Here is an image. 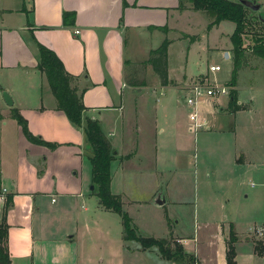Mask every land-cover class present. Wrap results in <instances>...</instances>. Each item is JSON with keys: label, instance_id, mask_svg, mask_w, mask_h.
Wrapping results in <instances>:
<instances>
[{"label": "crops", "instance_id": "0c3cea01", "mask_svg": "<svg viewBox=\"0 0 264 264\" xmlns=\"http://www.w3.org/2000/svg\"><path fill=\"white\" fill-rule=\"evenodd\" d=\"M261 2L264 8V0ZM180 4V0H0V189L8 188V201L11 202L6 213L11 264H99L87 244L93 225L79 224V219L88 218L85 213L88 209L76 212L80 200L87 196L84 185L93 182L89 159L92 149L85 141L84 129L58 109L48 79L38 69L39 46L54 50L66 70L76 77L74 85L78 92H84L85 117L100 122L116 152L113 163H120L122 158L130 162L138 150L121 151L119 145L123 141L117 143L115 139L121 129L123 136L128 120L134 123L135 131L139 133L135 119L139 117L142 102L148 99V92L155 93L157 88L163 91L174 89L180 102L181 98L184 99L183 85L199 79V76L210 78V73L188 77L187 73L178 74L172 68L170 49L175 39L169 37L170 33L187 13L208 15L206 11L195 10L190 2L185 9H180ZM66 11L75 13L74 25L64 23ZM209 18L208 26L212 21ZM227 21L213 27L219 28ZM233 24L230 32L222 31V42L215 46L208 43L211 53H220L229 61L231 76L234 55L231 35L236 27ZM208 26L209 32L211 28ZM164 27L168 28L167 32ZM76 30L80 32L76 33ZM142 36L151 41L156 38L162 43L165 39L170 40L169 85H162L159 74L147 63L151 51L162 43L149 47L144 52L147 58L140 57L135 42ZM195 36L185 32L177 36L190 40L188 56L191 47L202 40ZM226 51L230 58L225 57ZM142 61L150 67L148 71L154 73L150 82L128 77V67H135ZM184 70L187 71V66ZM240 72L235 88L238 104L244 109L246 106L240 100ZM5 93L13 102L12 106L6 103ZM229 101L230 95L202 102L201 119L215 126L217 120L229 111L236 116L242 109L232 112ZM161 102L163 106L165 99ZM16 111L27 120L33 134L60 145L51 149L29 141L15 119ZM190 127L191 122L189 131ZM239 161L245 160L241 158ZM7 203L2 205V213ZM238 236L240 241L246 235ZM222 237L221 245L219 238V242L216 240L219 250L215 246L204 254L196 238H193L196 243L193 250L187 249L186 243L190 239L181 236L180 239L187 253L195 255L201 264H221L218 251L223 249L226 255L228 248L224 231ZM244 240L253 243L255 249L253 239ZM130 241L123 233L120 253L124 259L139 257L150 250L143 249L141 244L131 248L127 244ZM102 262L106 264L104 259ZM107 264L117 263L110 259Z\"/></svg>", "mask_w": 264, "mask_h": 264}, {"label": "rangeland", "instance_id": "374dc122", "mask_svg": "<svg viewBox=\"0 0 264 264\" xmlns=\"http://www.w3.org/2000/svg\"><path fill=\"white\" fill-rule=\"evenodd\" d=\"M252 13L257 18L259 13L264 14V8L252 10ZM192 14H185L169 35L175 39L170 49L172 68L178 74L187 73L188 77L210 73V78H197L213 84H226L231 95L236 88L231 84L229 61L220 53H211L208 43L215 46L222 42V31L230 32L234 24L227 21L208 32L210 16ZM182 32L202 39L191 47L189 56L190 40L177 37ZM158 42L156 38L151 41L139 37L135 42L138 55L147 58L144 52ZM212 63L221 65L222 69L210 71ZM149 68L143 61L135 67L129 66L128 77L150 82L154 73L149 72ZM240 76V100L246 107L243 106L245 108L236 116L229 111L208 131H189L192 109L186 105L185 99L178 102L176 90L157 88L155 93L149 91L148 99L142 102L139 117L135 119L139 133L135 131L134 123L128 120L123 136L121 129L115 139L117 143L123 141L119 145L121 151L137 149L138 152L130 162L122 158V165L118 161L113 163L111 189L113 193L123 194L124 209L129 212L140 235L157 239L165 237L173 248L176 242L183 245L180 236L188 238L189 250H193L196 244L193 238H196L204 254L215 246L219 250L223 231L228 240L234 226L240 236L246 235L236 242L238 264H264V256L256 255L253 243L244 240H264V60L251 56L249 65L241 68ZM241 158L245 161L240 162ZM92 185V181L84 185L87 196L80 200L76 212L88 209L85 212L88 218L79 219V224L93 225L87 244L97 263H103L104 259L107 264L111 259L117 264H170L157 247L136 258H123L120 253L124 233L122 218L99 204L96 185L94 189ZM159 194L166 199L165 204H157ZM2 209L0 205L1 221ZM218 238L220 245L216 243ZM127 244L131 248L141 246L134 240ZM184 249L187 252L185 246ZM220 251L218 257L221 264H225V251ZM175 264L188 262L176 261Z\"/></svg>", "mask_w": 264, "mask_h": 264}, {"label": "trees", "instance_id": "16d2710c", "mask_svg": "<svg viewBox=\"0 0 264 264\" xmlns=\"http://www.w3.org/2000/svg\"><path fill=\"white\" fill-rule=\"evenodd\" d=\"M180 9H185L187 2H190L195 10L206 11L212 21L209 28L220 24L223 20H229L236 24L235 30L231 35L233 43V73L231 84L236 85L239 71L249 65L251 56L264 60V22L252 13L241 1L234 2L230 0H180ZM64 23L67 25L75 24V13L66 11L64 13ZM253 28H256L255 30ZM165 32L168 31L164 27ZM170 40L165 39L163 43L150 53L149 63L153 70L157 72L164 86L170 84L168 72V47ZM39 64L38 69L46 75L52 92H54L58 109L63 110L70 120L76 125L84 129L85 141L92 149L90 161L92 164L93 184L96 185V195L100 204L104 209L118 213L122 218L124 229V238L126 240L137 241L143 246V249H151L157 247L162 257L171 262L187 261L188 264H201L195 255L185 251L181 244L169 243L165 237L154 238L146 237L138 233L133 225V219L129 212L124 209L122 196L112 192V164L116 158V152L112 143L105 134L98 120L85 117L86 108L83 102L84 92H78V88L74 85L76 77L70 74L60 57L54 50L44 45L39 46ZM230 108L233 112L242 109L238 104V91L235 89L230 95ZM15 119L19 122L26 137L32 143L45 145L49 148H57L60 144L49 143L42 137L33 134L28 128L27 120L19 111L15 113ZM127 158L130 155L126 156ZM10 199V198H9ZM11 202L8 201L4 211L3 219L0 223V264H11L10 251L8 249V223L7 211ZM239 240L238 233L232 227L230 236L226 240L228 246L226 253L227 264H238L236 261V242ZM255 254L260 257L264 256V240H256Z\"/></svg>", "mask_w": 264, "mask_h": 264}, {"label": "built area", "instance_id": "2783aa9c", "mask_svg": "<svg viewBox=\"0 0 264 264\" xmlns=\"http://www.w3.org/2000/svg\"><path fill=\"white\" fill-rule=\"evenodd\" d=\"M80 30H76L79 33ZM222 67L218 64L209 66L212 72H218ZM184 89V99L186 105L192 110L189 113V120L191 122V131L198 132L201 129L212 130L213 125L208 120L200 117V104L210 98H219L230 94V88L226 84L209 83L207 80L197 79L191 80L182 87ZM9 200V190L7 187L0 189V205H5ZM258 232H261L260 229Z\"/></svg>", "mask_w": 264, "mask_h": 264}, {"label": "water", "instance_id": "95a60500", "mask_svg": "<svg viewBox=\"0 0 264 264\" xmlns=\"http://www.w3.org/2000/svg\"><path fill=\"white\" fill-rule=\"evenodd\" d=\"M241 1L243 4H245L248 8L252 9L253 11H259L262 6H263V3L261 1H258V0H239ZM258 18L264 22V14L262 13H259L258 15ZM225 57L226 58H230V53L228 51L225 52ZM8 93H5L4 94V98H5V101L8 105L12 106L13 105V102L12 101H9L8 100ZM92 189H94V185H92L91 187ZM166 201V199L163 197L162 194H159L158 197H157V204H164Z\"/></svg>", "mask_w": 264, "mask_h": 264}]
</instances>
